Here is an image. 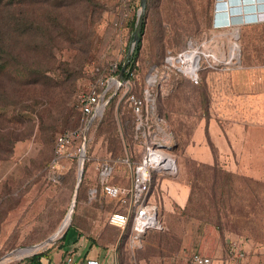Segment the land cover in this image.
Returning a JSON list of instances; mask_svg holds the SVG:
<instances>
[{
	"label": "rangeland",
	"instance_id": "obj_1",
	"mask_svg": "<svg viewBox=\"0 0 264 264\" xmlns=\"http://www.w3.org/2000/svg\"><path fill=\"white\" fill-rule=\"evenodd\" d=\"M74 2L79 5L62 11L61 27L52 28L48 24L55 14L48 10L52 9L49 4L25 0L19 12L31 18V24L22 21L23 36L16 45L7 35L3 37L12 46L15 62L18 57L26 70L44 72L39 80L47 91L39 83L34 92L43 99L21 102L14 108L25 121L20 129L29 136L13 146L10 158L0 162V264H29L35 254L60 250V239L70 227L77 228L86 242L83 263L89 255L103 259L109 250L108 264H191L184 240L188 245L213 247L211 233L215 232L222 255L212 264H264V177L233 173L221 165L212 172L185 153L201 117L220 110L230 111L231 118L251 126L264 125V15L247 22L239 12L232 25L220 22V15L227 17L224 0H147L144 33L135 56L136 77L131 86L152 107L149 139L163 143V151L173 162L168 168L172 174L152 173L151 202L162 201L167 185L179 183L184 186L176 188L182 197L188 190L190 204L175 207V213L165 219L159 213L163 228L143 234L138 243H132L130 227L122 231L109 225V215L118 204L100 193L98 171L105 163L112 165L115 184L126 187L130 170L123 161L128 158L131 164L137 163L144 147L143 139L136 137V120L122 88L86 134L83 175L68 227L54 242L28 251L57 232L71 204L79 156L63 160L55 170L50 162L56 136L82 122L74 108L75 96L94 83L96 69L123 64L137 47L133 49V34L139 0ZM229 3L237 9L243 5L245 13L255 11L256 0ZM3 22L0 17V35L5 33ZM188 51L199 57L197 84L178 61ZM2 73L0 113L7 119L13 111L9 104L18 96L12 92L17 86L12 76L22 75ZM150 75L155 76L151 85ZM25 106L33 114L21 112ZM35 114L52 127V136L37 132ZM21 143L26 152L17 160L15 147ZM92 189L96 195L91 200ZM234 242L247 244L240 245L242 256L231 251Z\"/></svg>",
	"mask_w": 264,
	"mask_h": 264
},
{
	"label": "built area",
	"instance_id": "obj_2",
	"mask_svg": "<svg viewBox=\"0 0 264 264\" xmlns=\"http://www.w3.org/2000/svg\"><path fill=\"white\" fill-rule=\"evenodd\" d=\"M118 67L119 63H113L103 71L96 69L95 73L97 77L94 83L86 91L80 92L75 96L74 108L81 115L82 122L78 128L63 132L57 137L53 157L50 162L52 170L58 169L63 160H72L77 156L81 159L82 139L85 129L93 116L95 120L102 116L103 110L108 104L105 105L108 101V99L105 100L107 93L113 92L115 94L118 90L125 88V96L129 95L136 72L132 69L128 70V79L125 82H120L117 80ZM189 79L194 84H197V73L192 76L189 75ZM129 100L132 104L136 120V137L138 136L143 139L145 155L140 162L135 164H131L128 159L123 161L130 170V182L127 187L110 183L114 168L107 163L100 167L98 178L100 193L104 198L118 202V209L109 215V225L122 231L130 227L132 243H136L148 230H161L163 228L157 204L151 202L150 199L152 194V173L172 174V172L167 168L166 153L163 151L165 145L161 142L150 141L149 139L148 117L152 107L147 105L148 102L145 97L141 99L134 95H129ZM95 195L96 189H92L90 199H94ZM231 251L235 252L237 256H242L239 243L237 242L232 244ZM190 262L191 264H212L210 258L198 253L190 254ZM61 264H74V261L71 257H67ZM86 264H98V262L88 261Z\"/></svg>",
	"mask_w": 264,
	"mask_h": 264
},
{
	"label": "crops",
	"instance_id": "obj_3",
	"mask_svg": "<svg viewBox=\"0 0 264 264\" xmlns=\"http://www.w3.org/2000/svg\"><path fill=\"white\" fill-rule=\"evenodd\" d=\"M262 92L264 93V91ZM231 117L230 111L220 110L216 114L212 113L207 122L201 121L195 129L192 143L186 148L185 153L196 162L211 165L214 162L211 145L216 151L217 162L223 166V169L233 173L263 178L264 125L251 126L245 120H236ZM25 150L26 146L24 144H18L15 147V158L19 160L26 152ZM164 184L165 182L161 183V189H164ZM175 185L181 184L167 185V190L165 189V193H162L164 199L162 201L159 200L157 203L159 213L164 219L175 213V207L183 209L187 203L188 190L182 197ZM211 234L214 242L213 247L188 245V240L185 239L183 242L184 248L186 247L190 253H198L211 260L221 258L222 248H220L219 237L215 232ZM241 243H239V246H247L246 243ZM85 246L86 242L82 236H79L76 230L70 229L66 234V241L62 243L61 249L48 253L49 260L43 259V264H61L67 257H71L74 264H86L88 261L108 264L111 256L109 250L105 252L103 259L89 255L86 257L85 263H83ZM70 253L71 255H69Z\"/></svg>",
	"mask_w": 264,
	"mask_h": 264
},
{
	"label": "trees",
	"instance_id": "obj_4",
	"mask_svg": "<svg viewBox=\"0 0 264 264\" xmlns=\"http://www.w3.org/2000/svg\"><path fill=\"white\" fill-rule=\"evenodd\" d=\"M24 1L25 0H0V17H1V19H2V17L4 19L2 29L5 32V33L2 32L3 34L0 35V73L3 72L2 74H5L8 72H10V73L15 72L17 74L22 75L21 77H15V75L12 76L13 81H17L16 82L17 86L14 88V90L12 92L16 93V95H18V96L15 98L14 101L10 102V104H9V106L13 108V111L10 115V118H7L8 119L7 120L5 118V115H4V117H2L1 113H0V162L10 158L11 154H12L13 146L17 142H21V141L26 140L28 138L27 136H29L27 133L24 134V132L20 129L21 127H23L25 125V121L23 119V116L15 113L14 108L19 106L21 102L27 103L31 99H33V103H37L39 101L38 99H40V100L43 99V97H41V95L38 92L35 93L34 90L39 83H43V81H40L39 79L42 78L44 72L38 73L37 71L33 72L30 70H26V68L24 66H22L21 63L18 61V57H17L16 62H15L13 59L15 58L16 55L13 54V52H12V46L10 44L9 45L5 44L4 39H3L4 35L5 36L7 35L8 39L11 41V43L16 45V42L18 41L17 38H20L21 36H23L21 34V28L24 25L22 23V21L30 22L29 19L32 21L31 18H27L23 14H20V12H19L20 11V5ZM32 1H35L36 4H39V3H41L42 5L49 4L48 6H50L52 8V9H48L53 16L55 14V18L52 21L53 23L50 25L48 24V27H52V28L56 27V26L61 27V26H59L61 24L60 15L65 8H67L68 6L74 7V6L79 5V3L74 2V0H32ZM146 2H147V0H146ZM145 13H146V9H145ZM30 24H31V22H30ZM144 26H145V16L143 19V25H142V30H141V34H140V40H141V36L144 33ZM135 29H136V24L134 25V31H135ZM10 35H12V36L18 35V36L16 38H9ZM59 36L60 35H58L57 37H59ZM140 40H139V43L135 49L134 55L129 58V63L127 65V68H126V71L124 74L125 79H128V75H127L128 70H130V69L135 70V66H134L135 56H136V53L138 52V49L140 47ZM50 55H52V52L50 53ZM1 58L5 59V60H3ZM7 59H9V61L12 62V64H10L9 61H6ZM123 64H119V67L117 70V75H118ZM17 68H19L20 70H16ZM39 87H42L45 91H47V87L44 83L40 84ZM120 91H121V89L118 90L115 94H113V92H109L106 94L105 100L108 99V104L104 108L102 116L104 115L107 107L109 106L110 101L113 98L120 95ZM46 93H45V95H46ZM129 95H134L138 98L143 99V96L140 94H137L133 90L132 86H131V91H130ZM129 95L125 96L124 100L128 104L130 111L132 112V115L135 118V115L133 113L132 104L129 100ZM20 111L21 112H29L30 114H33V112L29 111L28 107H26V106L23 107V109L20 108ZM210 115H209V117L208 116L201 117L200 120L207 122L210 118ZM35 117L38 120V123L36 124L37 132L43 137L52 136L55 131L52 130V127H50V128L48 127L44 117L42 115H39V114H35ZM193 134H194V132H193ZM59 135L56 136L55 141ZM55 141H54V144H55ZM210 147H211V151H212L213 158H214L213 164L208 165V164H203V163H199V162H197V163L201 164V165H207L209 170H211L212 172H215V171H217V169H219L218 168L219 164H218L217 159H216L215 149L211 145H210ZM142 151H143V154H142L141 158L138 160V162H140L142 157L145 155V147H143ZM110 183L113 185H116L115 184L116 180L113 178V175L110 179ZM77 196H78V194H77ZM187 203L190 204V198H189V200H187ZM117 204H118V202H117ZM70 229H74L76 231L78 230L77 228L70 227L65 232V234H63L62 238L60 239L62 241V243L66 241V234ZM150 231H157V230H148L147 232H145V234L150 232ZM121 243H122V239L119 242V246L121 245ZM116 255L117 256L119 255V247L117 248ZM43 259L49 260L48 259V253H39V254L33 255L29 259V264H43V261H42ZM117 264H120V262L118 261Z\"/></svg>",
	"mask_w": 264,
	"mask_h": 264
},
{
	"label": "bare ground",
	"instance_id": "obj_5",
	"mask_svg": "<svg viewBox=\"0 0 264 264\" xmlns=\"http://www.w3.org/2000/svg\"><path fill=\"white\" fill-rule=\"evenodd\" d=\"M224 2L226 5L225 11L227 12V17L225 15H220L218 18V21L220 20V22L222 21L223 23H226V21H227L230 25H232L230 22L236 21L239 18V16H238L239 12L241 13L242 18H244V20H246L247 22L251 19L253 21L257 20V16L259 15V13H260V15H264V10L262 9V8H264V0H256L255 9L253 8L255 11L253 13L250 11H247L245 13L244 9H243V5H241L240 8L237 9L236 5L235 6L234 5H232V6L228 5L229 0H224ZM231 2L234 3V0H231ZM221 11L224 12V10H221ZM231 52H233L232 56H234V50L233 49L231 50ZM178 61H180V63L183 65V66H181L183 68V71L190 76L195 75L197 73V71L199 70V57L194 52L188 51V52L183 53L182 55L179 56ZM154 81H155L154 76L150 75L148 78V83L153 84ZM165 158L167 160V168H171L172 164H173L171 157L169 155L165 154ZM67 225H68V222L67 221L64 222V228L67 227ZM55 239H56V236L52 238V240L49 242V244L54 242ZM37 249H40V247H33L31 249H28V251H33V250H37ZM6 258L7 257L3 258V260L6 261L7 260Z\"/></svg>",
	"mask_w": 264,
	"mask_h": 264
},
{
	"label": "water",
	"instance_id": "obj_6",
	"mask_svg": "<svg viewBox=\"0 0 264 264\" xmlns=\"http://www.w3.org/2000/svg\"><path fill=\"white\" fill-rule=\"evenodd\" d=\"M139 3H140V12L138 14V19H137V22H136V29H135L134 34H133V49L138 45L139 40H140V34H141V30H142L143 19H144L145 8H146V0H139ZM237 38H238V34H237ZM129 58H130V56H128L127 60L122 65V67H121V69H120V71L118 73L117 80L120 81V82H125V80H126L124 74H125L127 65L129 63ZM124 97H125V95H124ZM107 103H108V101L105 103V105ZM94 120H95V117L93 116L90 119V121H89V123H88V125H87V127L85 129L84 135H83L82 155H81V159H80V162H79V171H78L77 181H76L74 192H73V195H72L71 204H70L69 210H68V212H67V214L65 216V219H64L63 223L60 225V227L58 228L56 233H54L48 239H46L45 241L41 242L40 244H38V245H36L34 247L42 248V247L46 246L47 244H49V242L52 240V238L55 237V236L57 237L58 234L64 229V222L67 221L68 225H69V223L71 221L73 208H74L75 203H76L78 189L80 187L81 180H82V175H83V163H84V156H85V152H84L85 137H86V134L88 132L89 127L91 126V124L93 123ZM68 225H67V227H68Z\"/></svg>",
	"mask_w": 264,
	"mask_h": 264
},
{
	"label": "snow or ice",
	"instance_id": "obj_7",
	"mask_svg": "<svg viewBox=\"0 0 264 264\" xmlns=\"http://www.w3.org/2000/svg\"><path fill=\"white\" fill-rule=\"evenodd\" d=\"M234 2H235V0H234Z\"/></svg>",
	"mask_w": 264,
	"mask_h": 264
}]
</instances>
